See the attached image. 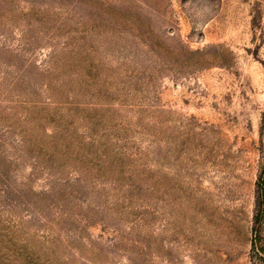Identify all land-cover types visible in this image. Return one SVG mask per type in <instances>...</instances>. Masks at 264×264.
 <instances>
[{"label": "rangeland", "instance_id": "374dc122", "mask_svg": "<svg viewBox=\"0 0 264 264\" xmlns=\"http://www.w3.org/2000/svg\"><path fill=\"white\" fill-rule=\"evenodd\" d=\"M0 264H264V0H0Z\"/></svg>", "mask_w": 264, "mask_h": 264}]
</instances>
